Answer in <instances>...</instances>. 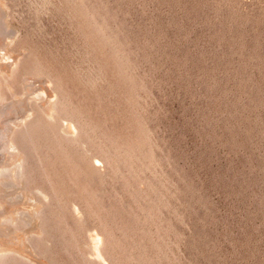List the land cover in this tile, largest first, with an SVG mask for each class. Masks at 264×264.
I'll use <instances>...</instances> for the list:
<instances>
[{"label": "rangeland", "instance_id": "374dc122", "mask_svg": "<svg viewBox=\"0 0 264 264\" xmlns=\"http://www.w3.org/2000/svg\"><path fill=\"white\" fill-rule=\"evenodd\" d=\"M0 27V264H264V0H0Z\"/></svg>", "mask_w": 264, "mask_h": 264}, {"label": "bare ground", "instance_id": "6f19581e", "mask_svg": "<svg viewBox=\"0 0 264 264\" xmlns=\"http://www.w3.org/2000/svg\"><path fill=\"white\" fill-rule=\"evenodd\" d=\"M1 29V27H0ZM4 30V29H3ZM2 32V31H1ZM2 34V33H1ZM23 109V108H22ZM22 111V110H21ZM24 111V110H23ZM26 111V110H25ZM24 113V112H23ZM22 118V117H21ZM5 143V142H4ZM1 145V144H0ZM6 145V143L4 144ZM5 147V146H4ZM1 149V148H0ZM13 149V148H12ZM0 216H1V212H0ZM1 223V222H0ZM1 234V233H0ZM5 238H3V236L1 237L0 236V253L4 252V251H7L11 248V243L6 240H4ZM15 247V246H14ZM14 247H12L10 250H12ZM96 247V246H95ZM9 250V251H10ZM14 250V249H13Z\"/></svg>", "mask_w": 264, "mask_h": 264}]
</instances>
